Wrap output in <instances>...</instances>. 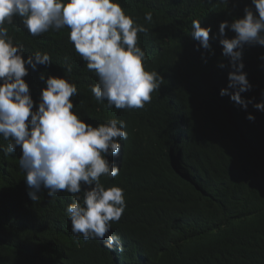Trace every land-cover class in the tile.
<instances>
[{
    "label": "trees",
    "instance_id": "obj_1",
    "mask_svg": "<svg viewBox=\"0 0 264 264\" xmlns=\"http://www.w3.org/2000/svg\"><path fill=\"white\" fill-rule=\"evenodd\" d=\"M118 2L147 29L138 34L146 70L164 79L142 109L95 100L98 77L75 52L67 28L33 37L19 17L5 25L24 58L36 51L51 57L23 78L34 103L45 86L41 73L63 76L77 85L72 99L81 119L93 126L123 120L127 139L110 158L119 174L101 177L105 188L123 189L124 212L103 239H85L71 232L66 214L73 195L49 197L42 187L41 199L32 201L20 149L7 155L9 141L0 137V264H264V112L253 107L264 99V47L241 49L251 84L241 93L252 101L247 108L219 94L235 70L219 43L235 33L226 28L221 36L219 24L242 18L251 0ZM194 19L211 29L207 50L191 36ZM78 195L82 203L84 190Z\"/></svg>",
    "mask_w": 264,
    "mask_h": 264
},
{
    "label": "clouds",
    "instance_id": "obj_2",
    "mask_svg": "<svg viewBox=\"0 0 264 264\" xmlns=\"http://www.w3.org/2000/svg\"><path fill=\"white\" fill-rule=\"evenodd\" d=\"M220 2L227 4V0ZM243 11L242 18L219 24L221 36L226 28L235 33L219 41L222 54L235 69L228 73V85L219 94L246 109L252 101L241 93L249 91L251 84L242 71L241 49L244 45L264 47V0H251ZM14 17L21 18L33 37L67 28L75 52L98 77L91 86L93 97L116 109L144 108L164 81L157 71L146 70V53L138 46V34L147 29L126 14L118 0H0V137L9 141L4 151L10 155L19 147V167L32 201L41 199L37 193L42 187L49 197L62 191L72 194L73 202L66 207L71 232L85 239H103L125 209L123 189L105 188L101 177L119 174L110 158L120 154L119 141L127 139L126 124L111 118L93 126L81 119L72 99L78 95L77 85L63 76L45 79L41 73L45 86L34 103L23 78L29 67L36 70L37 65H50L51 57L36 51L24 58V47L13 42L5 26ZM144 18L151 22V12ZM210 31L201 27L199 19L192 21L191 36L206 50ZM66 71L72 72L71 65ZM253 107L264 112V99ZM246 119L255 117L248 114ZM82 189L81 203L78 194ZM109 239L118 241L119 237Z\"/></svg>",
    "mask_w": 264,
    "mask_h": 264
}]
</instances>
